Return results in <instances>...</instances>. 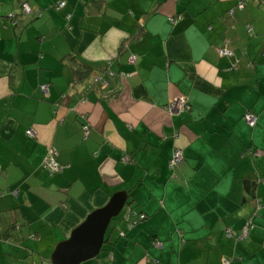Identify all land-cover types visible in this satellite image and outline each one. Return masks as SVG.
I'll list each match as a JSON object with an SVG mask.
<instances>
[{
  "label": "crops",
  "instance_id": "obj_1",
  "mask_svg": "<svg viewBox=\"0 0 264 264\" xmlns=\"http://www.w3.org/2000/svg\"><path fill=\"white\" fill-rule=\"evenodd\" d=\"M60 1L0 0V264H52L120 190L146 219L81 264H264V0Z\"/></svg>",
  "mask_w": 264,
  "mask_h": 264
},
{
  "label": "water",
  "instance_id": "obj_2",
  "mask_svg": "<svg viewBox=\"0 0 264 264\" xmlns=\"http://www.w3.org/2000/svg\"><path fill=\"white\" fill-rule=\"evenodd\" d=\"M129 200L126 190L113 194L107 204L93 210L70 236L59 242L52 255V264H81L98 257L106 242L113 218L119 216Z\"/></svg>",
  "mask_w": 264,
  "mask_h": 264
},
{
  "label": "built area",
  "instance_id": "obj_3",
  "mask_svg": "<svg viewBox=\"0 0 264 264\" xmlns=\"http://www.w3.org/2000/svg\"><path fill=\"white\" fill-rule=\"evenodd\" d=\"M66 5V0H61L58 4V7L59 8H62ZM240 7H243L244 4L243 3H240L239 4ZM22 11L24 13H31L33 12V8L31 7V5L28 3V2H24L22 4ZM220 53L224 56H229V57H234V53L231 49L227 48V47H223L220 49ZM129 62L130 63H136L137 60H138V55L137 54H131L128 58ZM236 60V59H235ZM231 68H237V64H236V61H234L232 64H231ZM110 75H113L114 73L111 71L109 73ZM95 82H100L102 84V86L106 87L107 84H108V81L107 79H105L104 77L102 76H99L97 77L95 80ZM41 89L43 90L44 94H48L49 93V85L48 84H43L41 85ZM189 108V98L186 96V95H181L179 97H175L170 105L168 106V110L171 114H175V113H178V112H181L182 110H185ZM257 115L255 112L253 111H248L245 115V119L246 121L249 123L250 126L254 127L257 123ZM83 130H84V133L85 135L87 136L90 132V126L88 124L84 125L83 126ZM28 135L29 136H35L36 135V131L33 129V128H30L28 129L27 131ZM56 150L53 149V148H50L44 161H43V167L46 168L47 170H49L51 173H58L60 172L62 169H63V165L57 160V157H56ZM184 158V151L181 147H175L173 152H172V156L171 158L169 159V166L170 168H174V167H177V166H180L182 160ZM123 159L125 161H130L131 160V157L129 156H124ZM18 193V190H16L14 192V194H17ZM3 194V192H2ZM258 207H261V205H259ZM125 212V211H124ZM124 218H125V221L127 222V226L128 228H133L136 224L139 223L140 219H144L145 218V214L144 213H141L140 215L138 214V212L133 208H129L128 210H126L125 214H124ZM253 228V221H252V218H249L248 219V222L246 223L245 227L243 228L242 232L238 235L237 238H244L246 237L250 230ZM227 236L229 237H234V231L232 228H229L227 230ZM121 236H124L125 235V231H121ZM159 246H162V243H158ZM113 258V256H112Z\"/></svg>",
  "mask_w": 264,
  "mask_h": 264
},
{
  "label": "trees",
  "instance_id": "obj_4",
  "mask_svg": "<svg viewBox=\"0 0 264 264\" xmlns=\"http://www.w3.org/2000/svg\"><path fill=\"white\" fill-rule=\"evenodd\" d=\"M59 4V3H58ZM58 4L57 5H55L56 6V8L57 9H63L64 7H66L67 6V0H66V5L64 6V7H62V8H59L58 7ZM244 4V3H243ZM12 12V11H11ZM22 13L23 14H27V13H24L23 11H22ZM33 12H31V13H28V14H32ZM15 13L14 12H12L11 14H10V18H11V20L13 21L12 23H17V20H16V18H15ZM174 17H171L170 18V20H171V22H173V23H175L176 21H174ZM131 54H137L138 55V53H136V52H132ZM131 54H129V56L131 55ZM129 58V57H128ZM75 68H76V70H77V75H78V77L77 76H74V79L75 80H80L81 78H86L87 76H89V73H90V70H91V67L90 66H88V65H86V64H84V63H81V62H77L76 61V64H75ZM109 71V70H108ZM103 77V76H102ZM94 84H95V87H98L99 85H100V87H101V84H100V82H95L94 81ZM189 107H190V105H189ZM185 159V155H184V158H183V160ZM183 160H182V162H183ZM181 162V163H182ZM181 165V164H180ZM170 167V166H169ZM180 166H177V167H174V168H170L171 169V172H172V176L173 177H176L177 176V170H178V168H179ZM259 202H260V199H259ZM129 203V202H128ZM259 205H261V203L259 204ZM258 205V206H259ZM256 207V212L257 211H259L260 210V208L261 207ZM127 210V209H126ZM126 210H125V212H126ZM136 210V209H135ZM137 211V210H136ZM124 212V213H125ZM138 212V214L140 215L141 213H144V212H140V211H137ZM145 214V213H144ZM146 217H147V215L145 214V218L144 219H146ZM124 219V221H125V218H123ZM144 219H140V221H139V223L141 222V220H144ZM126 222V221H125ZM138 223V224H139ZM126 224H127V222H126ZM138 224H136L134 227H136ZM128 225V224H127ZM128 227V226H127ZM133 227V228H134ZM128 229H130V228H128ZM127 229V230H128ZM237 239V238H236Z\"/></svg>",
  "mask_w": 264,
  "mask_h": 264
},
{
  "label": "rangeland",
  "instance_id": "obj_5",
  "mask_svg": "<svg viewBox=\"0 0 264 264\" xmlns=\"http://www.w3.org/2000/svg\"><path fill=\"white\" fill-rule=\"evenodd\" d=\"M227 57H229V56H227ZM138 61V60H137ZM137 63V62H136ZM135 63V64H136ZM188 109V108H187ZM129 208H131L130 207V203H127V205L125 206V209L124 210H128ZM124 210H123V212L119 215V216H117V217H115V218H113V220L111 221V224H110V226H109V228H108V231H107V238L111 235V234H113V236H114V238L115 237H118V235L117 234H119L120 235V233H121V231L123 230V231H125L126 233L128 232V230H131V229H133V228H131V229H128V227H127V224H126V222L124 221ZM141 221H143V220H141ZM122 226H124L123 228H122ZM122 229V230H121ZM128 229V230H127ZM227 235V234H226ZM157 244V243H156ZM106 245V243L104 244V246ZM159 247H161V246H159ZM111 259V258H110ZM253 260H255V258H253L252 260H250L249 262H252Z\"/></svg>",
  "mask_w": 264,
  "mask_h": 264
}]
</instances>
